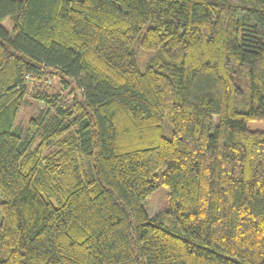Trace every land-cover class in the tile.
<instances>
[{"label":"trees","instance_id":"16d2710c","mask_svg":"<svg viewBox=\"0 0 264 264\" xmlns=\"http://www.w3.org/2000/svg\"><path fill=\"white\" fill-rule=\"evenodd\" d=\"M252 121L264 0H0V264H264Z\"/></svg>","mask_w":264,"mask_h":264},{"label":"rangeland","instance_id":"374dc122","mask_svg":"<svg viewBox=\"0 0 264 264\" xmlns=\"http://www.w3.org/2000/svg\"><path fill=\"white\" fill-rule=\"evenodd\" d=\"M7 28H12V19H8L3 24ZM145 56L141 55V58L143 59ZM50 84L57 85L56 80L52 79L50 81ZM40 109H42L41 104H28L24 107L22 110V113H20L18 122L21 124L26 121L30 116L38 114ZM248 127L252 130H258L263 131L264 130V122H249ZM166 130H165V137H171V126L166 123ZM169 206V192L166 188L161 187L158 190H156L146 201H145V208L149 215L151 217H154L156 215L162 214V212H166L168 210ZM169 224V222H167ZM168 224L162 223V226L169 228Z\"/></svg>","mask_w":264,"mask_h":264}]
</instances>
